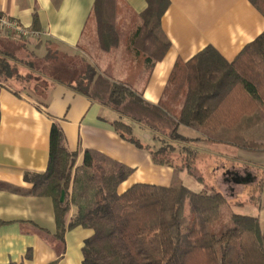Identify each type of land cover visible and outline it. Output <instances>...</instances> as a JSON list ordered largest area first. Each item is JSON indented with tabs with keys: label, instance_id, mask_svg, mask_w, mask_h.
<instances>
[{
	"label": "trees",
	"instance_id": "16d2710c",
	"mask_svg": "<svg viewBox=\"0 0 264 264\" xmlns=\"http://www.w3.org/2000/svg\"><path fill=\"white\" fill-rule=\"evenodd\" d=\"M147 1L142 24L130 43L137 56L151 63L169 49L160 24L170 1ZM251 1L264 16V0ZM94 2L90 20L96 24V41L103 51L111 52L123 37L119 21L123 8L120 0ZM30 30L41 32L35 27ZM56 54L57 50L50 49L45 55V61L53 64L48 72V66L18 58L0 45V91L4 87L29 89L31 84L35 88L40 76L65 81L93 101L110 106L118 114L113 124L122 138L149 150L155 164L174 167L176 176L169 186L135 183L119 193V184L133 168L94 150H86L78 162L79 153L66 147L64 132L54 122L47 169L24 176L33 185L31 194L53 198L55 237L64 242L68 230L92 229L82 247V264H264L259 215L231 212L229 217L223 206L231 202L222 191L209 185L194 191L179 177L187 170L204 183L197 168L198 147L204 139L264 152V31L231 61L208 46L187 63L176 62L158 103L148 102L131 84L113 80L83 60L85 71L77 67L78 74L67 81L69 75L63 79V73L56 72L59 63L52 62ZM132 122L151 131L160 145H143L132 132ZM181 126L198 135L183 134ZM174 143L180 145L179 152ZM63 191L66 195L61 201ZM73 207L76 211L70 216Z\"/></svg>",
	"mask_w": 264,
	"mask_h": 264
},
{
	"label": "crops",
	"instance_id": "0c3cea01",
	"mask_svg": "<svg viewBox=\"0 0 264 264\" xmlns=\"http://www.w3.org/2000/svg\"><path fill=\"white\" fill-rule=\"evenodd\" d=\"M94 1L0 0L1 13L28 28L41 30L40 40L28 42L0 31V45L18 58L34 59L39 66H48V72L53 64L45 61V55L50 49L74 59L85 53L81 57L88 58L101 73L131 84L148 102L158 103L176 62L187 63L208 46L231 61L264 31V16L251 0H169L160 24L169 49L161 59L150 63L137 56L130 43V37L142 24L141 14L148 8V1L120 0L123 37L119 47L111 52L98 48L96 25L90 22ZM87 44L95 48L88 52L90 55L85 52ZM77 67L59 63L56 72L69 75L63 78L69 81L78 74ZM52 78L40 76L39 85L33 90L4 87L0 91V264H82V247L93 230L78 226L66 232L64 242L58 240L53 198L31 194L33 185L24 176L47 169L49 134L54 122L64 132L66 147L79 153L78 162L86 150H94L133 168V173L119 184V193L135 183L169 186L176 176L174 167L155 164L149 150L122 138L113 124L118 114L110 106ZM131 124L132 132L143 145L158 147L151 131L138 123ZM179 130L189 137L198 135L186 126ZM200 142L198 162L205 154L227 155L238 165L246 161L251 166H264V152L245 151L233 144L206 139ZM184 174L191 175L183 170L179 177ZM251 209L245 214L259 215L263 229L264 205H253ZM74 211L75 207L70 216Z\"/></svg>",
	"mask_w": 264,
	"mask_h": 264
},
{
	"label": "rangeland",
	"instance_id": "374dc122",
	"mask_svg": "<svg viewBox=\"0 0 264 264\" xmlns=\"http://www.w3.org/2000/svg\"><path fill=\"white\" fill-rule=\"evenodd\" d=\"M90 22L94 21L90 20ZM131 24L134 25V22H131ZM132 29L133 27L130 30ZM98 48L101 49L100 46ZM94 49L95 48H92L91 46L89 47L88 44L85 45L86 54L88 52L91 53ZM82 55L86 56L85 53H82L81 56ZM88 55L90 54L88 53ZM81 56L74 59L56 54V60L51 61L53 63H73L76 64L79 69L81 68L85 71V64L81 63V61L83 60L87 63L88 58ZM66 76L67 74L63 73V77ZM31 86L30 89L33 90V84H31ZM137 133L140 132L137 131ZM157 144L158 146L160 145L159 143ZM174 146L176 147V152H179L180 145L174 143ZM229 157L230 156L227 155L226 157L211 156L208 154L203 155V159L197 163V168L199 169L198 174L205 177L203 181L204 183L198 182L194 176L188 174H184L180 179L181 182L187 185L191 190H197L205 185H209L222 191L226 198L231 202L229 205L223 206V208L226 209L224 210L225 214L230 217L231 212L246 213L253 207V205H264V187L262 189V182H264V166H261L260 169L257 166L238 165L230 161ZM240 159L244 161L242 157ZM58 244L63 248V243L59 242Z\"/></svg>",
	"mask_w": 264,
	"mask_h": 264
},
{
	"label": "built area",
	"instance_id": "2783aa9c",
	"mask_svg": "<svg viewBox=\"0 0 264 264\" xmlns=\"http://www.w3.org/2000/svg\"><path fill=\"white\" fill-rule=\"evenodd\" d=\"M0 30L10 33L14 38H22L28 40H38L41 32L30 30V28L22 25L16 18H12L0 12Z\"/></svg>",
	"mask_w": 264,
	"mask_h": 264
},
{
	"label": "water",
	"instance_id": "95a60500",
	"mask_svg": "<svg viewBox=\"0 0 264 264\" xmlns=\"http://www.w3.org/2000/svg\"><path fill=\"white\" fill-rule=\"evenodd\" d=\"M65 195H66V194H65V192L63 191V192H62L61 199H60L61 201H63V199H65Z\"/></svg>",
	"mask_w": 264,
	"mask_h": 264
}]
</instances>
